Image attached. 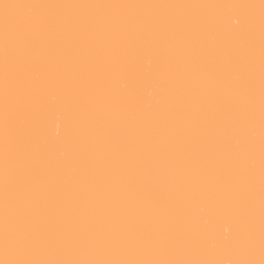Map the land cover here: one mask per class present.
<instances>
[{
  "label": "bare ground",
  "instance_id": "1",
  "mask_svg": "<svg viewBox=\"0 0 264 264\" xmlns=\"http://www.w3.org/2000/svg\"><path fill=\"white\" fill-rule=\"evenodd\" d=\"M0 264H264L261 0H0Z\"/></svg>",
  "mask_w": 264,
  "mask_h": 264
},
{
  "label": "snow or ice",
  "instance_id": "2",
  "mask_svg": "<svg viewBox=\"0 0 264 264\" xmlns=\"http://www.w3.org/2000/svg\"><path fill=\"white\" fill-rule=\"evenodd\" d=\"M261 5L262 7H264V0H261Z\"/></svg>",
  "mask_w": 264,
  "mask_h": 264
}]
</instances>
